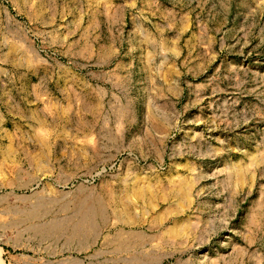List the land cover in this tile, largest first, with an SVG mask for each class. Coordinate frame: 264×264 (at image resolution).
I'll list each match as a JSON object with an SVG mask.
<instances>
[{"label":"rangeland","instance_id":"374dc122","mask_svg":"<svg viewBox=\"0 0 264 264\" xmlns=\"http://www.w3.org/2000/svg\"><path fill=\"white\" fill-rule=\"evenodd\" d=\"M0 264H264V0H0Z\"/></svg>","mask_w":264,"mask_h":264},{"label":"bare ground","instance_id":"6f19581e","mask_svg":"<svg viewBox=\"0 0 264 264\" xmlns=\"http://www.w3.org/2000/svg\"><path fill=\"white\" fill-rule=\"evenodd\" d=\"M28 98L26 97V100H27ZM25 100V99H24ZM27 102V101H26ZM30 102V101H29ZM32 195V194H31ZM38 196V195H37ZM40 203V202H39ZM40 207V206H39ZM101 211V210H100ZM102 214V213H101ZM62 233V232H61ZM74 233V232H73ZM74 234H77V232H75ZM70 235V234H69Z\"/></svg>","mask_w":264,"mask_h":264}]
</instances>
